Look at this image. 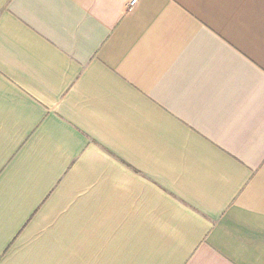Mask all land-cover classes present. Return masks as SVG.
Returning a JSON list of instances; mask_svg holds the SVG:
<instances>
[{"label": "crops", "instance_id": "0c3cea01", "mask_svg": "<svg viewBox=\"0 0 264 264\" xmlns=\"http://www.w3.org/2000/svg\"><path fill=\"white\" fill-rule=\"evenodd\" d=\"M0 0V264H264V0Z\"/></svg>", "mask_w": 264, "mask_h": 264}, {"label": "built area", "instance_id": "2783aa9c", "mask_svg": "<svg viewBox=\"0 0 264 264\" xmlns=\"http://www.w3.org/2000/svg\"><path fill=\"white\" fill-rule=\"evenodd\" d=\"M135 2H136V0H132V1H130V3H129V6H132V5H134V4H135Z\"/></svg>", "mask_w": 264, "mask_h": 264}]
</instances>
